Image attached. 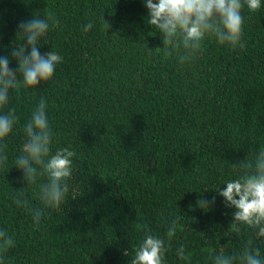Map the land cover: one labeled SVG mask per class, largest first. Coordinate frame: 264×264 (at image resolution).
<instances>
[{
    "label": "trees",
    "instance_id": "trees-1",
    "mask_svg": "<svg viewBox=\"0 0 264 264\" xmlns=\"http://www.w3.org/2000/svg\"><path fill=\"white\" fill-rule=\"evenodd\" d=\"M44 13L58 24L38 50L63 60L51 80L10 90L0 108V114L15 108L19 117L6 138L7 166L0 168V229L16 241L3 264H131L143 226L166 236V222L176 216L168 264H210V251H239L249 235L264 257V237L243 226L236 234L235 209L216 192L234 177L232 163L264 147V0L256 12L242 10L245 48L206 38L203 51L184 65L163 57L143 0H0V56H11L12 44L22 41L20 21ZM17 66L10 60V68ZM41 97L53 152L70 147L77 156L66 200L46 210L36 227L13 197L23 193L31 207L43 205L14 160ZM212 197L210 210L198 206ZM181 244L188 261L176 255Z\"/></svg>",
    "mask_w": 264,
    "mask_h": 264
},
{
    "label": "clouds",
    "instance_id": "clouds-1",
    "mask_svg": "<svg viewBox=\"0 0 264 264\" xmlns=\"http://www.w3.org/2000/svg\"><path fill=\"white\" fill-rule=\"evenodd\" d=\"M147 10V23L159 31L163 47L160 48L165 59L175 56L181 65L193 61L202 51L206 38H214L219 45L231 49L246 47L244 36L245 17L242 10L247 7L256 12L262 7V0H143ZM3 18L0 15V27ZM104 27L110 24L103 18ZM51 24H58L52 13H44L41 19L20 21L16 36L22 41L12 44L11 56H0V108L9 102V92L13 89L36 88L42 82L53 78L56 66L63 57L56 51L41 53L38 49L48 34ZM93 22L83 27L89 31ZM2 39V31H0ZM152 48L147 46L148 55ZM15 59L17 67L10 68V60ZM19 123L16 109L0 114V168L7 166L6 138L12 133L14 125ZM26 137L22 151L15 157L14 166L22 170L23 181L35 185L43 207H31L28 199H22L23 193L14 196L17 208L28 210L36 227H39L48 209H59L66 200L67 181L73 174V158L77 156L70 147L52 150V138L55 135L47 115V101L40 98L30 118L23 126ZM234 177L225 181L216 192L223 197L225 207L234 208L230 225L236 234L241 226L257 237H264V147L253 157L232 163ZM216 198H201L197 201L205 211L214 207ZM179 216L166 222V236L153 233L147 225L143 226L144 235L134 249L131 264H168L166 253L170 250L171 238L177 230ZM16 246L13 235L0 229V264L3 253ZM126 255V253H125ZM179 259L188 261L186 246L181 244L176 250ZM210 264H264L260 248L254 243L252 235L243 242L239 251L226 253L210 251Z\"/></svg>",
    "mask_w": 264,
    "mask_h": 264
}]
</instances>
